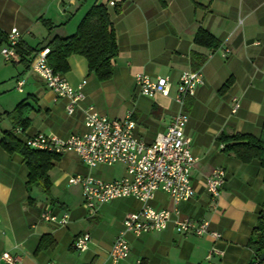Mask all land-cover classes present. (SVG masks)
Segmentation results:
<instances>
[{
  "label": "crops",
  "instance_id": "obj_1",
  "mask_svg": "<svg viewBox=\"0 0 264 264\" xmlns=\"http://www.w3.org/2000/svg\"><path fill=\"white\" fill-rule=\"evenodd\" d=\"M95 2L106 3L115 30L118 54L111 78L100 81L88 71L84 57H68V69L60 74L74 87L85 80V99L67 114L66 99L57 97L32 71L34 53L26 57L28 66L16 51L13 62L0 53V135L11 127L4 112L26 100L30 122L16 134L22 142L38 133L68 138L85 132L82 109L91 105L108 118L123 117L131 110L135 135L151 144L179 109L172 95L181 72L192 70L191 52L205 56L198 68L203 83L183 106L189 118L185 134L197 158L190 174L195 193L173 204L166 192L155 191L148 205L155 210L175 209L177 215L161 231L126 232L129 253L114 264H248L253 258L248 241L264 204V168L256 159L243 163L226 153L218 138L222 133L257 137L264 124V0H123L118 11L108 0H0V30L7 34L17 28L19 42L40 48L53 37L74 33ZM200 28L219 41L218 48L194 44ZM137 72L151 78L168 76L170 95L139 94L134 83ZM234 101L239 107L233 113ZM218 167L226 177L213 201L205 178ZM27 174L18 154L0 147V255L8 252L16 258L15 264H112L109 250L123 230V219L140 210L142 202L131 196L111 199L98 203L90 216L80 187L70 185L68 178L90 174L112 181L124 176V166L90 168L76 152L67 151L52 160L46 191L38 186L28 191ZM44 213L55 220H44ZM63 215L67 222L60 225L57 220ZM177 217L207 221L221 238L179 234L173 222ZM82 233H88L90 240L84 251H77L73 241ZM212 247L222 255L207 260Z\"/></svg>",
  "mask_w": 264,
  "mask_h": 264
},
{
  "label": "built area",
  "instance_id": "obj_2",
  "mask_svg": "<svg viewBox=\"0 0 264 264\" xmlns=\"http://www.w3.org/2000/svg\"><path fill=\"white\" fill-rule=\"evenodd\" d=\"M113 6L123 0H108ZM6 42L0 48L4 60L13 62L16 58L15 46L19 42L20 33L17 28H11L6 34ZM47 47L40 49L31 61V69L45 83L57 97L66 99L65 111L72 114L85 99L82 90L85 80L76 87L71 86L62 74L54 71L47 64ZM229 50H225L226 55ZM134 83L137 92L144 96L161 95L167 97L171 93V81L168 76L151 78L141 72L134 74ZM203 83L198 69L182 71L175 85L172 95L173 101L179 106L172 116L165 132L158 134L154 142L147 144L134 133L136 122L132 111L127 110L123 117L108 118L99 114L93 106L82 109L85 132L71 134L68 138L38 133L23 140L30 149L61 155L67 151H74L87 167L98 165H112L121 163L125 174L120 179L103 181L93 175H75L68 178L70 185L79 186L83 204L88 214L93 216L98 203L107 202L121 197H134L142 202V207L136 212H128L123 219V230L113 241L109 256L112 264L125 258L129 253V244L124 238L126 232L138 235L143 232H155L165 229L177 211L169 209L155 210L148 205L155 191L166 192L173 204L184 198H190L195 191L191 184L190 174L197 160L190 149V138L185 134L188 114L183 109L187 97L193 96L197 85ZM23 84L17 81V87ZM239 107L234 101L232 112ZM22 132L21 127L14 129V133ZM224 145L221 144V148ZM225 170L221 167L213 169L205 178V189L210 199L215 201L225 182ZM67 216L63 215L57 223L64 225ZM44 220L53 221L55 217L50 213L42 214ZM175 229L179 234L195 236L208 235L213 240H219L221 235L209 228L207 221H194L188 218L177 217L174 221ZM88 233L75 237L73 247L77 251H84L89 243ZM214 255H222V251L212 247L206 259ZM2 264H15L16 258L8 252L0 255ZM140 264V261H138Z\"/></svg>",
  "mask_w": 264,
  "mask_h": 264
},
{
  "label": "trees",
  "instance_id": "obj_3",
  "mask_svg": "<svg viewBox=\"0 0 264 264\" xmlns=\"http://www.w3.org/2000/svg\"><path fill=\"white\" fill-rule=\"evenodd\" d=\"M162 1V0H161ZM118 11V5L114 6ZM6 33L0 30V44L6 42ZM194 44L208 50L219 47V41L204 29H199L193 40ZM47 47V64L58 73H65L68 69L67 58L71 55H80L86 59L88 71L93 73L100 81L111 78L113 74V62L118 54V45L113 23L110 18L106 3L95 2L80 19L74 33L65 37H53L46 45L36 48L27 47L18 42L15 51L20 61L29 65L26 59L32 53L36 54L40 49ZM205 60V56L193 51L190 54L192 70L198 69ZM228 83L224 84V90ZM31 106L22 100L13 110L4 112L11 127L1 131L0 147L9 154H18L24 161L27 169L26 188L38 186L46 191L50 182L48 171L52 160L58 155L28 148L14 133L16 126L25 129L30 122L29 112ZM219 141L224 145L223 150L230 153L243 163L254 159L259 161L264 168V124L260 135L255 137L250 134H225L219 136ZM248 246L253 252V258L248 264H264V204L259 210L257 221L252 228Z\"/></svg>",
  "mask_w": 264,
  "mask_h": 264
},
{
  "label": "rangeland",
  "instance_id": "obj_4",
  "mask_svg": "<svg viewBox=\"0 0 264 264\" xmlns=\"http://www.w3.org/2000/svg\"><path fill=\"white\" fill-rule=\"evenodd\" d=\"M3 127H1V129H2Z\"/></svg>",
  "mask_w": 264,
  "mask_h": 264
}]
</instances>
